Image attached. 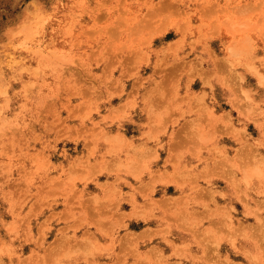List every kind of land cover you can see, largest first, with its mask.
Returning <instances> with one entry per match:
<instances>
[{
  "label": "rangeland",
  "instance_id": "rangeland-1",
  "mask_svg": "<svg viewBox=\"0 0 264 264\" xmlns=\"http://www.w3.org/2000/svg\"><path fill=\"white\" fill-rule=\"evenodd\" d=\"M113 263L264 264V0H0V264Z\"/></svg>",
  "mask_w": 264,
  "mask_h": 264
},
{
  "label": "bare ground",
  "instance_id": "bare-ground-1",
  "mask_svg": "<svg viewBox=\"0 0 264 264\" xmlns=\"http://www.w3.org/2000/svg\"><path fill=\"white\" fill-rule=\"evenodd\" d=\"M244 41H245V40H244ZM239 43H240V42H239ZM241 43H242V42H241ZM243 43H244V42H243ZM238 45H241V44H238ZM244 45H245V44H244ZM246 45H247V43H246ZM248 45H250V44H248ZM250 46H251V45H250ZM250 46H248V47H250ZM233 47L239 49V51H240V50L243 49L244 46H241V48H240V46H239V47H238V46H237V47H236V46H233ZM231 48H232V47H231ZM246 48H247V47H246ZM233 49H234V48H233ZM234 50H235V49H234ZM244 50H245V49H243V51H244ZM243 51H242V52H243ZM245 51H246V50H245ZM234 52H235V51H234ZM236 52H237V51H236ZM240 52H241V51H240ZM240 52H237V53H240ZM101 231H102V230H101ZM92 235H93V234H92ZM93 236H94V235H93ZM89 237H90V236H89ZM91 238H92V237H91ZM77 239H78V238H77ZM94 239H95V237H94ZM95 241H96V240H95ZM82 243H83V242H81V244H82ZM87 243H88V242H87ZM71 245H72V244H71ZM78 245H79V244H78ZM78 245H77V246H78ZM72 246H73V245H72ZM89 246H90V244H89ZM89 246H88V247H89ZM92 246H93V245H92ZM75 247H76V246H75ZM80 247H81V246H80ZM83 247H85V245H84ZM83 247H82V248H83ZM86 247H87V244H86ZM89 248H91V247H89ZM84 249H85V248H84ZM113 264H114V263H113Z\"/></svg>",
  "mask_w": 264,
  "mask_h": 264
}]
</instances>
